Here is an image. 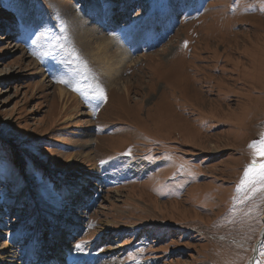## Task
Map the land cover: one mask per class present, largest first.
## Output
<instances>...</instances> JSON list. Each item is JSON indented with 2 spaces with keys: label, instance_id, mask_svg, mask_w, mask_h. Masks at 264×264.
I'll use <instances>...</instances> for the list:
<instances>
[{
  "label": "rangeland",
  "instance_id": "374dc122",
  "mask_svg": "<svg viewBox=\"0 0 264 264\" xmlns=\"http://www.w3.org/2000/svg\"><path fill=\"white\" fill-rule=\"evenodd\" d=\"M261 133L264 0H0V264H264Z\"/></svg>",
  "mask_w": 264,
  "mask_h": 264
},
{
  "label": "snow or ice",
  "instance_id": "6c2138e0",
  "mask_svg": "<svg viewBox=\"0 0 264 264\" xmlns=\"http://www.w3.org/2000/svg\"><path fill=\"white\" fill-rule=\"evenodd\" d=\"M20 22L22 23L23 21L21 20ZM33 43H35V41H33ZM60 82L69 83L67 80H61ZM74 90L80 91L79 88L75 87ZM82 95L85 100L89 99L87 93H82ZM92 98L101 101H106L107 99L104 89L99 85H97L94 89ZM248 147L250 150H252L253 159L251 163L245 168L241 182L237 186V192L242 191L246 184L258 186V189L264 190V162H259L256 159L257 156L264 158V133H261L260 139L258 141L251 142ZM86 243L87 242L75 244V250L82 252L84 250V244Z\"/></svg>",
  "mask_w": 264,
  "mask_h": 264
},
{
  "label": "bare ground",
  "instance_id": "6f19581e",
  "mask_svg": "<svg viewBox=\"0 0 264 264\" xmlns=\"http://www.w3.org/2000/svg\"><path fill=\"white\" fill-rule=\"evenodd\" d=\"M121 44V43H120ZM100 45V44H99ZM115 45V44H114ZM103 50H105V49H103ZM107 53V52H106ZM99 55H101V57H102V53H98ZM122 55H125L124 53H121L120 55H118V57L120 56V57H122ZM106 58H108V59H105V61H107V64H110L111 63V59H110V57H108V56H106ZM117 59V58H116ZM138 59H139V57H138ZM97 60H98V58H97ZM113 60V59H112ZM125 59L123 58V60H122V58H118V60L116 61L117 63L114 65V67H116L117 65H119V64H121L123 61H124ZM131 60V59H130ZM100 61V60H99ZM141 61H143V60H141ZM112 62H115V60H113ZM136 64H138V63H136ZM140 64V63H139ZM141 65V64H140ZM113 66V65H112ZM120 67V66H119ZM123 67V66H122ZM140 67V66H139ZM121 68V67H120ZM134 68V67H133ZM119 69V68H118ZM90 70V69H89ZM114 69H111V67H108V73L109 74H111L112 73V71H113ZM120 70V69H119ZM104 71V70H103ZM118 71V70H117ZM124 71V70H123ZM127 71V70H126ZM97 72V71H96ZM105 72V71H104ZM136 72V71H135ZM95 73V72H94ZM131 74V73H130ZM93 75V74H92ZM105 75V74H104ZM125 75V74H124ZM131 76V75H130ZM129 76V77H130ZM98 77V76H97ZM96 77V78H97ZM103 79H105L104 77H103ZM102 80V79H101ZM117 80V79H116ZM104 81V80H103ZM118 81H120V78L118 77ZM118 81H117V84H118ZM122 81V80H121ZM98 82V81H97ZM100 82V81H99ZM114 83V82H113ZM123 83V82H122ZM100 84V83H99ZM98 84V85H99ZM102 84H104V82L102 83L101 82V85ZM105 84H107V83H105ZM114 85H116V84H114ZM94 86V85H93ZM103 86V85H102ZM106 86V85H105ZM108 87H110V86H108ZM93 89H95V87H92ZM104 88V87H103ZM126 89V88H125ZM67 95H68V93L65 91V90H61L60 88H59V92H58V96H59V99H60V101H62V103H63V100L64 99H66L67 98ZM68 97H71V95H69ZM73 100L74 101H76L77 102V99H75V98H73ZM97 101V100H96ZM78 103V102H77ZM127 230V229H126ZM129 233V232H128ZM252 260L253 259H251L250 261H249V263L248 264H252L253 262H252ZM54 264H58V262H55Z\"/></svg>",
  "mask_w": 264,
  "mask_h": 264
},
{
  "label": "trees",
  "instance_id": "16d2710c",
  "mask_svg": "<svg viewBox=\"0 0 264 264\" xmlns=\"http://www.w3.org/2000/svg\"><path fill=\"white\" fill-rule=\"evenodd\" d=\"M12 1H15L17 4L22 3V0H12ZM23 21H25V20H23Z\"/></svg>",
  "mask_w": 264,
  "mask_h": 264
},
{
  "label": "water",
  "instance_id": "95a60500",
  "mask_svg": "<svg viewBox=\"0 0 264 264\" xmlns=\"http://www.w3.org/2000/svg\"><path fill=\"white\" fill-rule=\"evenodd\" d=\"M263 234H264V232H263ZM254 259H255V256H254V258H253V260H252L253 263H254ZM253 263H252V264H253Z\"/></svg>",
  "mask_w": 264,
  "mask_h": 264
}]
</instances>
